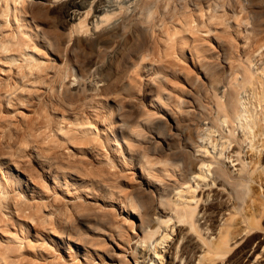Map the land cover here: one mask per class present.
Listing matches in <instances>:
<instances>
[{
	"label": "bare ground",
	"instance_id": "obj_1",
	"mask_svg": "<svg viewBox=\"0 0 264 264\" xmlns=\"http://www.w3.org/2000/svg\"><path fill=\"white\" fill-rule=\"evenodd\" d=\"M9 1L26 2L7 0L3 20L10 15ZM191 8L202 14L201 24L207 27L202 45L191 50L202 57L207 79L203 113L191 115L194 121L188 124L190 112L182 114L187 102L172 95L175 107L168 109L173 98L162 92L153 102L161 118L147 114L135 127L121 102L101 100L109 166L115 167L116 161L132 165L138 182L120 188L110 183L102 189L108 201L118 202L120 219L106 213L80 215L69 226L63 222L61 241L70 249L88 252L83 238L104 230L111 246L94 252L110 264H244L253 250L256 260L264 258V244L254 248L264 235V0H33L29 19L25 8L21 15L17 5L14 11L17 22L27 21L31 38H41V44L60 57L66 52L78 56L81 78L74 90L103 95L121 68L137 66L139 53L133 54L139 43L141 55L152 58L154 38L168 22H180L181 28L174 27L175 41L182 31L189 32L182 20ZM56 9L62 12L65 30L59 28V15H52ZM15 45L33 71L36 65L28 61L38 60L25 41L0 42V50L8 52ZM186 45L182 39V52ZM221 52L231 61V77L223 87L213 71L225 65L211 61ZM144 63L138 66L148 70L150 80L165 79L158 61ZM133 82L126 81L132 90ZM142 143L147 146L137 150ZM6 173L7 180L0 181L4 195L13 184L18 190L23 188L19 183L28 180L25 173ZM1 204L6 207L5 197Z\"/></svg>",
	"mask_w": 264,
	"mask_h": 264
},
{
	"label": "rangeland",
	"instance_id": "obj_2",
	"mask_svg": "<svg viewBox=\"0 0 264 264\" xmlns=\"http://www.w3.org/2000/svg\"><path fill=\"white\" fill-rule=\"evenodd\" d=\"M32 1L17 4L9 1L10 15L3 20L1 15L7 0H0V42L14 41L15 38L25 41L32 47L28 51L33 52L38 60L28 61L36 65L30 71L27 62L17 52L18 45L8 52L0 50V160L3 163L0 181L7 180L6 172L9 171L25 173L27 178L24 179H28L19 183L23 186L22 190H17L16 184L6 195L0 190V202L2 197L6 201V207L0 205V258L3 259L0 264H110L106 257L102 262L104 257L100 258L94 252H103L111 246L104 230L86 235L84 238L87 240L83 238L88 252L75 248L77 246L70 249L61 241L59 232L63 222L69 226L80 215L103 216L112 213L120 219L118 202L108 201L102 189L110 183L120 188L138 182L139 173L132 165L116 161L115 167L109 166L110 154L105 140L106 112L101 100L113 102L116 99L121 102L124 112L131 114V123L136 127L149 114L161 118L162 115H157L160 110L153 102L162 92L170 97L175 94L177 97L178 94L176 99L182 97L187 102L188 108L182 114L185 116L190 112L187 119L190 124L194 119L191 115L203 113L207 86L202 57L197 58L191 50L202 45V36H206L202 32L207 27L201 24L202 14L191 8L186 19L182 20L185 25L182 27L189 32L182 31L184 34L175 41V31L181 28L180 22H168L163 33L154 38L153 43L157 46H153L156 49L152 58L141 55L144 53L141 43L135 47L136 54H133L135 57L139 53L137 61L140 65L144 63L142 60L145 63L151 59L158 61L159 67H163L161 71L167 73V79L150 80L145 76L148 70L139 67L136 61L137 66L121 68L124 74L119 71L118 80L110 90L105 91L106 94L101 95L98 90H74V85H78L81 78L78 56L70 52L63 57L58 56L53 48L41 44V38H31L26 34L31 32L25 27L27 21L20 19L17 22L15 6L21 9L18 11L20 15L22 8H25L29 19V2ZM61 13L56 9L52 15H59V28L65 30L66 22ZM182 39L187 41L184 52L181 51ZM217 56L211 61L219 60L225 67L214 69L213 74L222 81L220 86L223 87L231 77V61L229 58L226 60L222 52ZM12 59L16 61L11 64ZM158 77H163V74ZM126 81H135V90L128 88ZM100 89L103 87L100 86ZM172 98L170 103L174 106L172 104L168 109L175 107L176 99ZM162 118L165 119L164 116ZM187 128L185 126L183 129L186 130H182L187 132ZM145 146V143L137 144L136 149ZM165 180L169 181L170 178ZM263 244L264 235L254 248L258 249ZM254 253V250L249 253L244 264H249L251 260L253 264H264V258L260 256L256 260Z\"/></svg>",
	"mask_w": 264,
	"mask_h": 264
}]
</instances>
